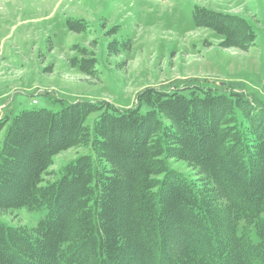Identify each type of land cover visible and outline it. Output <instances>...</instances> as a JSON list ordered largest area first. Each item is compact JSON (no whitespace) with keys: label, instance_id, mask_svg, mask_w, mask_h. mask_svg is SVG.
I'll return each mask as SVG.
<instances>
[{"label":"trees","instance_id":"trees-1","mask_svg":"<svg viewBox=\"0 0 264 264\" xmlns=\"http://www.w3.org/2000/svg\"><path fill=\"white\" fill-rule=\"evenodd\" d=\"M194 21L223 34L229 47L246 49L253 40L235 15L198 10ZM194 87L151 88L131 109L80 101L0 118V130L9 123L0 152V206L45 208L38 240L0 221V264H264V222L238 224L256 219L264 202V162L256 164L255 141L240 113L250 116L252 100L219 85ZM95 110L101 112L88 132L83 123ZM163 114L228 197L229 232L216 227L193 185L169 168ZM250 121L262 160L263 106ZM89 142V154L71 161L54 183L37 186L52 154ZM94 153L109 155L123 174L106 178Z\"/></svg>","mask_w":264,"mask_h":264},{"label":"rangeland","instance_id":"rangeland-1","mask_svg":"<svg viewBox=\"0 0 264 264\" xmlns=\"http://www.w3.org/2000/svg\"><path fill=\"white\" fill-rule=\"evenodd\" d=\"M198 10L244 19L252 42L246 49L226 46L223 34L196 25ZM185 85H219L252 100L250 116L240 113L255 141L250 148L257 154L256 164L262 165L260 138L250 117L257 106L264 107V0H0V118L11 119L33 107L58 111L80 101L131 109L151 88ZM100 112L86 116L85 130L91 131ZM226 112L230 116L229 108ZM163 118L170 132L164 139L166 155H173L167 160L169 168L193 185L216 227L229 232L234 221L228 197L211 168L192 158L170 120ZM8 124L0 130V152ZM91 151V142L58 150L37 186L54 183L71 161ZM97 160L106 178H118L121 170L109 155ZM44 214L45 208L0 206L1 222L35 240ZM258 220L264 222V202L256 219L240 220L239 228Z\"/></svg>","mask_w":264,"mask_h":264}]
</instances>
